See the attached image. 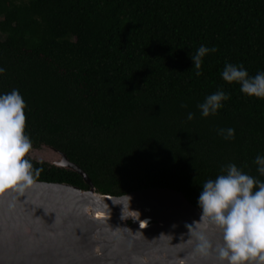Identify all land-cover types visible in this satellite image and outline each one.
Here are the masks:
<instances>
[{"label": "trees", "instance_id": "trees-1", "mask_svg": "<svg viewBox=\"0 0 264 264\" xmlns=\"http://www.w3.org/2000/svg\"><path fill=\"white\" fill-rule=\"evenodd\" d=\"M177 191L264 216V0H0V180Z\"/></svg>", "mask_w": 264, "mask_h": 264}, {"label": "water", "instance_id": "water-1", "mask_svg": "<svg viewBox=\"0 0 264 264\" xmlns=\"http://www.w3.org/2000/svg\"><path fill=\"white\" fill-rule=\"evenodd\" d=\"M28 157L87 189L0 180V264H264V216H209L169 189L101 195L63 153Z\"/></svg>", "mask_w": 264, "mask_h": 264}, {"label": "rangeland", "instance_id": "rangeland-1", "mask_svg": "<svg viewBox=\"0 0 264 264\" xmlns=\"http://www.w3.org/2000/svg\"><path fill=\"white\" fill-rule=\"evenodd\" d=\"M29 154V153H28ZM34 161H35V159H34Z\"/></svg>", "mask_w": 264, "mask_h": 264}]
</instances>
